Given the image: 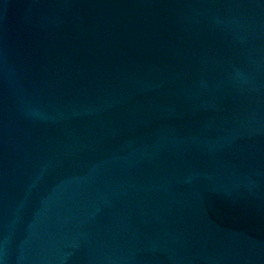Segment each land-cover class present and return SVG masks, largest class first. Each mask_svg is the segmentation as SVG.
Masks as SVG:
<instances>
[{"label": "water", "instance_id": "95a60500", "mask_svg": "<svg viewBox=\"0 0 264 264\" xmlns=\"http://www.w3.org/2000/svg\"><path fill=\"white\" fill-rule=\"evenodd\" d=\"M0 264H264V0H0Z\"/></svg>", "mask_w": 264, "mask_h": 264}]
</instances>
